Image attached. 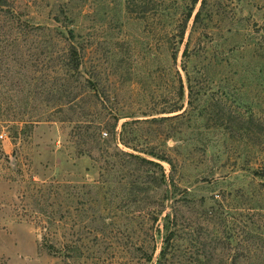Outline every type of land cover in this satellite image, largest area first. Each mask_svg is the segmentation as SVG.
Returning a JSON list of instances; mask_svg holds the SVG:
<instances>
[{
  "label": "rangeland",
  "instance_id": "rangeland-1",
  "mask_svg": "<svg viewBox=\"0 0 264 264\" xmlns=\"http://www.w3.org/2000/svg\"><path fill=\"white\" fill-rule=\"evenodd\" d=\"M0 133V264H264V0H0Z\"/></svg>",
  "mask_w": 264,
  "mask_h": 264
},
{
  "label": "trees",
  "instance_id": "trees-1",
  "mask_svg": "<svg viewBox=\"0 0 264 264\" xmlns=\"http://www.w3.org/2000/svg\"><path fill=\"white\" fill-rule=\"evenodd\" d=\"M204 2V1H203ZM193 13V12H192ZM192 13L190 14V18L192 17ZM200 16H201V11H199L196 15H195V22L197 21V20H199V18H200ZM105 143V142H104ZM126 145V144H125ZM132 149H134V150H136V148H132ZM122 153H125V152H122ZM125 155H127V156H130L131 158H134V159H140V158H138L137 156H134V155H131V154H125ZM149 163H153V162H150L149 161ZM160 167V169H161V180L164 182V180H165V177H166V175H165V171H163V168H162V166H159ZM216 219V214H211L210 216H208L207 218H205L204 220H209L210 222L211 221H213V220H215ZM175 226V225H174ZM172 233V236L174 235V233L175 232H171ZM229 235H233V232H230L229 233ZM215 239L216 240H220L219 238H218V236H215ZM203 242L204 241H202V240H198V243L201 245H203V246H212L211 244H208V243H206V242H204V244H203ZM213 247V246H212ZM214 248V247H213ZM223 248H225V249H223ZM215 249V251L217 250V251H220L221 250V248H219V245H217L216 246V248H214ZM222 249L223 250H221L222 251V253L220 254L221 255V257H223V259H224V261H225V263H226V260H231L233 263H231V264H238V261H239V259H241V258H245V260H248V258L249 259H251L252 258V255H253V251H252V249H251V247L249 246V245H247L246 247H244L243 249H235L234 250V248H233V246H232V244L231 243H228V246H222ZM165 249H163L162 250V252H161V255L162 256H164L165 255ZM202 253H204L206 256H204L206 259H209V260H211L212 258H211V256H213V252H207V253H205V252H202ZM216 253V252H215Z\"/></svg>",
  "mask_w": 264,
  "mask_h": 264
},
{
  "label": "built area",
  "instance_id": "built-area-1",
  "mask_svg": "<svg viewBox=\"0 0 264 264\" xmlns=\"http://www.w3.org/2000/svg\"><path fill=\"white\" fill-rule=\"evenodd\" d=\"M6 135L4 133H0V140H4Z\"/></svg>",
  "mask_w": 264,
  "mask_h": 264
}]
</instances>
